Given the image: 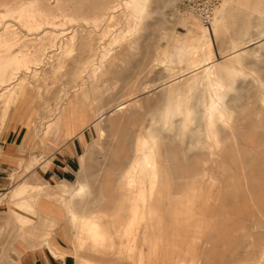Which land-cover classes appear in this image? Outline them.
Returning <instances> with one entry per match:
<instances>
[{"label": "rangeland", "instance_id": "obj_1", "mask_svg": "<svg viewBox=\"0 0 264 264\" xmlns=\"http://www.w3.org/2000/svg\"><path fill=\"white\" fill-rule=\"evenodd\" d=\"M37 1L0 0V139L15 117L28 139L0 192L17 233L43 241L56 227L74 264H264V186L242 176L243 156L260 151L253 137L264 141V0H224L229 14L207 27L179 0H42L59 6L23 15ZM71 127L86 139L65 187L37 171ZM138 139L159 162L141 181L153 192L140 224L117 180ZM12 174L51 185L24 188L28 204L11 211ZM17 233H0L2 252Z\"/></svg>", "mask_w": 264, "mask_h": 264}, {"label": "crops", "instance_id": "obj_2", "mask_svg": "<svg viewBox=\"0 0 264 264\" xmlns=\"http://www.w3.org/2000/svg\"><path fill=\"white\" fill-rule=\"evenodd\" d=\"M70 129L71 130L66 136V141L64 143H60V138H58L57 149H54L55 151L50 158L51 160L48 161L49 163H47V165L43 164V166H41V169L37 171L38 173L43 172L42 177L44 179L47 177V179L51 181H61L59 186L65 187H67L66 182H69L74 175V169L76 168L78 163V157L82 150V144L86 139V136H84V139L81 142L78 139L79 130H74L72 127ZM27 140V131L25 127L18 121V118L15 117L9 125L8 129L2 134L0 139V192L2 193L4 192L3 190H6L7 186H10L7 175L8 171L12 168L13 163L16 161V159L20 158L23 149L27 147ZM27 173L23 175V178ZM13 175L14 174L10 176V179L15 178L16 182L19 180L16 183L19 185V187L11 191L9 203L14 207L9 209L11 211L17 209L18 206L28 204L27 197L23 192L24 188L38 190V188L40 187V190L41 188L46 189V186L51 185V183H49L48 181H45L43 183L34 182V180H36V175H32L30 179H23L20 176L16 178ZM18 189L22 190L23 194L21 196H24V198L21 197V199H19L20 196H16V192ZM14 198L15 200H17L15 201ZM43 200H40L42 206L40 207L39 203V210L41 208L42 210L47 212V214L58 218V211L56 209H53L54 207L46 202L47 200ZM6 213L7 212L4 206H0V233L5 230V228H9L10 230L16 231L17 233L18 229L14 219L10 217V214L9 217L5 219ZM2 219H5V224L3 225ZM55 228L56 227L52 228L50 232L45 235L43 241L25 240L24 231L21 228V230L17 233L15 239L13 240L15 242L14 247H6L5 249H3V252L2 248L0 247L1 259L8 264H74L73 260L68 255L69 253L65 249H62L63 247L59 245V242H57V245L52 241L51 234L53 231H55ZM43 236H39L38 238H43ZM24 242L29 247L24 246L22 244Z\"/></svg>", "mask_w": 264, "mask_h": 264}, {"label": "bare ground", "instance_id": "obj_3", "mask_svg": "<svg viewBox=\"0 0 264 264\" xmlns=\"http://www.w3.org/2000/svg\"><path fill=\"white\" fill-rule=\"evenodd\" d=\"M66 1V0H65ZM229 1V0H228ZM5 2V1H4ZM77 2V1H76ZM114 2V1H113ZM61 3V2H60ZM59 3V4H60ZM66 3V2H65ZM80 3V2H79ZM112 3V2H111ZM223 3H224V0H221L219 6L216 8V10L214 11V14H213V17L211 19V21L208 23V24H204L200 17L194 13L193 11L191 10H188V9H183L185 10V12H187L189 15L191 16H194L198 22L202 25V26H210L214 23V20L215 18H217V16L219 15L220 13V16H221V20L223 21V17L224 16H227L229 14V7L225 9L222 8L223 6ZM58 4V3H57ZM115 4V2H114ZM113 4V5H114ZM2 6V4H0ZM31 5V6H30ZM29 7L25 8V9H21V11H23V15L25 12L27 11H31L32 10V7L35 9V7H38V5L40 6L39 8H36V10H40L41 13H42V16H45L46 18H48V15L50 12V10H54V9H57L59 5H56L55 7H51L49 4L46 3H43L42 0H39L37 1L36 3H32L30 4ZM65 6V5H64ZM23 8V7H22ZM222 8V10H221ZM251 8V7H250ZM20 9V8H19ZM78 10V9H77ZM104 10V8H103ZM18 11V10H17ZM15 11V12H17ZM19 11V12H21ZM48 11V12H47ZM107 11V10H106ZM114 11V10H112ZM17 12V13H19ZM110 12V11H109ZM32 13V12H31ZM38 13V12H37ZM111 13V12H110ZM218 14V15H217ZM39 16V15H38ZM111 16V15H110ZM264 16V15H263ZM21 16H19L20 18ZM66 18V17H65ZM263 20V19H262ZM22 24V23H21ZM32 24V23H31ZM4 25V24H2ZM30 26V25H29ZM40 26V25H39ZM37 26V27H39ZM33 27V26H32ZM36 27V28H37ZM241 27V26H240ZM243 27V26H242ZM245 27V26H244ZM29 28V27H28ZM35 28V27H33ZM31 29V28H30ZM234 31V30H233ZM235 33V31H234ZM247 33V32H246ZM233 35V34H232ZM234 38V37H233ZM256 42V41H255ZM3 56V55H1ZM4 57V56H3ZM8 57V56H7ZM51 57V56H49ZM215 70V69H214ZM218 73V72H217ZM129 75V74H128ZM127 75V76H128ZM224 75V74H223ZM129 79V78H128ZM217 79V77L215 78ZM127 80V78H126ZM216 82V81H214ZM218 82V81H217ZM129 83H127L128 85ZM211 84V83H210ZM221 87V86H220ZM215 88V87H214ZM221 89V88H219ZM240 95V94H238ZM245 100V99H244ZM207 101V100H206ZM245 103V101L243 102V104ZM7 104V103H6ZM205 104V103H204ZM7 106V105H6ZM242 107V106H240ZM238 108V107H237ZM242 109V108H240ZM239 109V110H240ZM204 112V111H203ZM224 113V112H223ZM214 114V112H213ZM204 115V114H203ZM224 115V114H223ZM214 116V115H213ZM203 117V116H202ZM226 117V116H225ZM219 118V117H218ZM223 118V117H222ZM247 118V117H246ZM4 119V117H3ZM206 119V118H205ZM244 119V118H243ZM2 120V119H1ZM191 120V118H190ZM201 121V119H199ZM4 121V120H3ZM199 121V123H200ZM227 121V120H226ZM191 122V121H190ZM205 122V120H204ZM202 123V122H201ZM216 123V122H215ZM253 123V122H252ZM1 125V124H0ZM264 125V123L262 124ZM261 125V126H262ZM205 126V125H203ZM241 126V125H240ZM255 127L257 128V126L255 125ZM243 128V127H241ZM259 128V127H258ZM119 129V128H118ZM205 130V128H204ZM249 130V129H248ZM192 131V130H191ZM214 131V130H213ZM264 131V130H263ZM120 132V131H119ZM131 132V131H129ZM211 132H212V129H211ZM261 132V131H260ZM121 135H125L126 134V128H122L121 129ZM218 134V133H217ZM264 134V132H263ZM135 135V134H134ZM205 135H206V132H205ZM127 137V134L125 135ZM130 136V134H129ZM213 136V135H212ZM215 136V134H214ZM219 136V135H218ZM125 137V138H126ZM139 137V135H138ZM130 137H128L129 139ZM132 138V137H131ZM134 138V137H133ZM221 138H222V135H221ZM250 138V137H249ZM258 137H253V143L255 146H258L260 147V151H257V152H251L250 154H246L243 156V160H242V164L243 166L245 167V170H244V173L242 174V176H244L243 178L244 179H252V181H256L254 183V186H253V189L252 191H254L255 193L260 190V188H262L264 186V147H263V144H264V141L261 142L259 139H257ZM225 139V138H224ZM121 140H123L121 138ZM134 140V139H133ZM220 140V139H219ZM127 141V140H126ZM131 144V143H130ZM164 144V143H163ZM166 144V142H165ZM173 144V143H172ZM217 144V143H216ZM154 145V144H153ZM135 149L137 151V157H135L134 161L131 163V166H129V168L125 169V170H120V174H119V178L117 179L118 181H120V191H119V199L121 200V202L124 204V207L126 208V210L129 208V209H132L133 211H135L133 209V206H137L138 207V211H136V214L139 216L138 217V220H139V223L141 222V218L142 216L145 218V221L147 223H150L151 220H150V213H152V210L149 209L147 210L146 212L143 211V208L144 207H147V205L149 206V203L147 202V199L150 198V195L152 194L153 190H152V187L150 188H146V186L144 187L141 183V181L143 179H148L150 177H156V175L158 174V170H159V166H158V163L155 162L153 160V151L151 150V148H148L146 146V142L145 140H136L135 141ZM158 152H159V149H158ZM156 152H154L155 154ZM157 155V154H155ZM140 156V157H139ZM156 160V159H155ZM158 161V160H157ZM110 162V161H109ZM162 162V161H161ZM113 164V163H112ZM161 165H163L162 163H160ZM111 167L113 168L112 170H115L118 171L119 170V166H116L115 165H111ZM165 167V166H163ZM162 169V168H161ZM85 172V171H84ZM161 172V171H160ZM118 175V174H117ZM238 177H240V172L237 171L236 173V178L238 179ZM95 178V177H94ZM93 178V179H94ZM97 179V178H96ZM260 184V185H259ZM26 186V185H25ZM155 186V185H154ZM29 187V186H28ZM100 187V186H99ZM40 188V187H39ZM38 188V190H39ZM197 189V186L195 187ZM31 189V188H30ZM42 189V188H41ZM236 190V187L234 188ZM238 189V187H237ZM263 189V188H262ZM261 189V190H262ZM24 190V189H23ZM198 190V189H197ZM264 190V189H263ZM24 192V191H23ZM22 190L21 189H18L17 192H16V196H20L19 199H21V197L24 198V196H21L23 194ZM99 194V191H98V194ZM99 196H93L92 199H96L97 200V204L99 203V206L101 205V202H102V198L99 197ZM15 197V198H17ZM14 198V200H15ZM26 198V197H25ZM264 199V198H263ZM12 200V199H10ZM17 200V199H16ZM15 200V201H16ZM252 201V200H251ZM9 202V200H8ZM20 202V201H19ZM23 203V202H22ZM21 203V205H22ZM92 203V202H91ZM90 203V204H91ZM255 206V205H254ZM120 207V205H119ZM256 207V206H255ZM121 208V207H120ZM144 213V214H143ZM262 213H264V209L262 210ZM74 216V215H73ZM85 220H84V223L86 225H89L90 227L88 228V231L90 233H93L95 236L96 235H99L100 232L97 231V229H99L98 224H97V221L95 220L96 217H84ZM137 220V221H138ZM99 222V221H98ZM82 230V229H81ZM85 231V230H84ZM263 255V254H262ZM261 257V256H260Z\"/></svg>", "mask_w": 264, "mask_h": 264}, {"label": "built area", "instance_id": "obj_4", "mask_svg": "<svg viewBox=\"0 0 264 264\" xmlns=\"http://www.w3.org/2000/svg\"><path fill=\"white\" fill-rule=\"evenodd\" d=\"M181 7L196 13L204 24H208L221 0H179ZM0 264H3L0 261Z\"/></svg>", "mask_w": 264, "mask_h": 264}]
</instances>
